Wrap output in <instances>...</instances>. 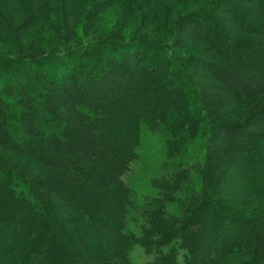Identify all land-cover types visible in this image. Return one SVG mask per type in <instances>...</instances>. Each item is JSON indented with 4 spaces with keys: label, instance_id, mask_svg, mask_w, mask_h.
<instances>
[{
    "label": "trees",
    "instance_id": "16d2710c",
    "mask_svg": "<svg viewBox=\"0 0 264 264\" xmlns=\"http://www.w3.org/2000/svg\"><path fill=\"white\" fill-rule=\"evenodd\" d=\"M135 244L264 264V0H0V264Z\"/></svg>",
    "mask_w": 264,
    "mask_h": 264
},
{
    "label": "rangeland",
    "instance_id": "374dc122",
    "mask_svg": "<svg viewBox=\"0 0 264 264\" xmlns=\"http://www.w3.org/2000/svg\"><path fill=\"white\" fill-rule=\"evenodd\" d=\"M113 18L114 15L112 12L106 15V19L109 20V22H111ZM154 148H157L155 143L150 139H145L140 148L142 161H140L139 164H134L129 173L132 190L137 195V198L141 195L140 193L143 192L145 184L147 183L144 177H146V175L148 176V173H150L148 168L154 159V154L152 153L155 150ZM128 229L136 230V227L133 224H129ZM130 259L134 264H149L151 256L147 255L140 245L135 244L130 251Z\"/></svg>",
    "mask_w": 264,
    "mask_h": 264
}]
</instances>
